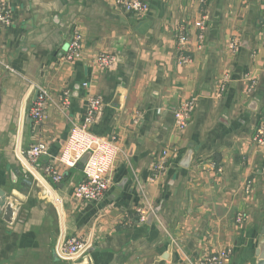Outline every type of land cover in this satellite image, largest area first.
Returning <instances> with one entry per match:
<instances>
[{
	"label": "crops",
	"instance_id": "1",
	"mask_svg": "<svg viewBox=\"0 0 264 264\" xmlns=\"http://www.w3.org/2000/svg\"><path fill=\"white\" fill-rule=\"evenodd\" d=\"M145 1L149 11L138 16L116 0H5L13 22L0 25V189L20 211L10 224L0 215V264H201L225 249L233 251L226 264H257L264 241V144L254 141L264 124V0ZM76 29L82 56L64 62ZM101 54L118 64L101 68ZM39 88L49 93L42 124L30 119ZM91 97L104 100L91 130L116 135L119 155L106 196L80 203L73 192L81 168L62 169L59 184L44 170L58 166ZM192 99L190 124L178 131L173 113ZM44 142L48 153L31 164L26 150ZM166 149L178 153L154 180ZM49 186L61 204L44 198ZM71 237L88 241L89 250L58 261L54 250Z\"/></svg>",
	"mask_w": 264,
	"mask_h": 264
},
{
	"label": "built area",
	"instance_id": "2",
	"mask_svg": "<svg viewBox=\"0 0 264 264\" xmlns=\"http://www.w3.org/2000/svg\"><path fill=\"white\" fill-rule=\"evenodd\" d=\"M116 7L125 13L142 16L149 11L148 4L145 0H116ZM13 22V14L9 11L5 0H0V25L9 26ZM201 31L205 30L203 22L197 24ZM263 37H264V18L262 20ZM202 31V32H203ZM178 44L181 51L180 62L185 64L189 62V57L185 55L186 46L188 45L189 36L186 28L182 27L178 30ZM202 38V36H200ZM83 34L76 29L70 41L67 44V50L60 55L64 62H75L81 58L83 52ZM236 43L233 44L236 47ZM97 64L103 69H113L116 63V57L101 54L97 57ZM256 82L253 81L252 86ZM226 80L219 85V95L226 89ZM85 88L89 87L88 83L84 84ZM67 95V94H66ZM68 96V95H67ZM49 93L45 88L38 89V96L34 106L30 110V119L37 124H42L46 117V108L48 105ZM85 120L82 122H73L69 137L62 149L61 156L58 158V166L50 164L45 167L44 172L53 183L59 184L64 179L62 169L70 170L78 168L81 161L89 155L87 162L82 165L84 179L79 183L73 192V198L77 202L99 203L110 190L112 184L113 168L119 155V148L116 144L117 136L104 138L92 132L91 128L95 124L96 116L102 109L104 100L101 97H91L88 99ZM65 104L70 103L66 98ZM196 108V100H186L173 113L174 127L178 131H185L189 126ZM254 141L258 144H264V124L260 125L256 130ZM48 153V146L39 143L26 150L25 155L29 162L33 165ZM178 151L175 149L163 150L159 160L153 166L154 180L159 179L167 171L169 159L176 155ZM44 198L52 200L55 204H61L62 199L55 194L54 190L44 189ZM142 222L146 221V216L141 213ZM237 221L243 223V215L238 216ZM61 246L54 250V255L58 261H65L73 257H83L89 250V242L80 237H71L66 239ZM232 249H225L223 252L208 253L204 256L201 264H226L230 261Z\"/></svg>",
	"mask_w": 264,
	"mask_h": 264
},
{
	"label": "water",
	"instance_id": "3",
	"mask_svg": "<svg viewBox=\"0 0 264 264\" xmlns=\"http://www.w3.org/2000/svg\"><path fill=\"white\" fill-rule=\"evenodd\" d=\"M89 158V155H87L82 161L79 166V168H83L82 165H84ZM190 162V157L187 158L186 161L183 162V167H187L188 163ZM20 209L16 208L14 206V203L12 201H8V194L0 189V215L3 216L4 221L7 223H12L14 220L15 214L19 213ZM264 234V232H263ZM258 261L257 264H264V241L261 243V246L258 249L257 252Z\"/></svg>",
	"mask_w": 264,
	"mask_h": 264
}]
</instances>
